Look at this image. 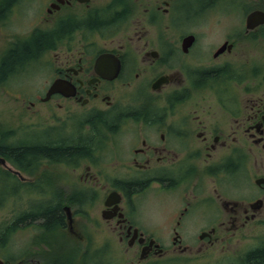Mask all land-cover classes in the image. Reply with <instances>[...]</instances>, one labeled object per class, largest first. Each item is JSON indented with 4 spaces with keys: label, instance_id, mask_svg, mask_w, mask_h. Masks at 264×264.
<instances>
[{
    "label": "flooded vegetation",
    "instance_id": "obj_1",
    "mask_svg": "<svg viewBox=\"0 0 264 264\" xmlns=\"http://www.w3.org/2000/svg\"><path fill=\"white\" fill-rule=\"evenodd\" d=\"M0 32V67L46 37L0 74L31 126L0 143L81 149L26 162L0 152L15 182L4 186L60 203L51 225H4L2 248L12 223L48 233L46 256L16 264H112L103 249L120 247L138 257L130 264L194 260L264 223V0H0Z\"/></svg>",
    "mask_w": 264,
    "mask_h": 264
},
{
    "label": "rangeland",
    "instance_id": "obj_2",
    "mask_svg": "<svg viewBox=\"0 0 264 264\" xmlns=\"http://www.w3.org/2000/svg\"><path fill=\"white\" fill-rule=\"evenodd\" d=\"M0 32V39H1ZM1 42V41H0ZM30 76V74L26 75ZM25 82V81H24ZM16 96L6 93L0 89V134L4 136L10 129L17 130L12 131V140H15V136L25 135V130L30 129V116L22 113V100L15 98ZM10 139V137L8 138ZM1 173V172H0ZM25 175H28L24 173ZM30 177V175H28ZM4 182L14 185L12 178L7 179L6 176L0 175V191L3 192L4 201L0 204V232L3 230L4 225L13 220L16 216L29 212L33 208H39L38 205L42 206L46 203L47 195L46 192H38L30 189L27 186H18L15 188H9L4 186ZM39 193L42 198H38ZM39 202V203H37ZM156 215V216H155ZM159 215L155 212L153 215L146 212L142 218L141 223L146 229H152L151 231L162 241L165 236H162L163 228L159 221ZM196 224L188 221L183 226L193 227ZM48 234V233H47ZM43 234L40 228L36 226V223L24 224L22 228L14 230L11 233L10 241L5 248L0 247V257L9 259L12 264H16L19 260L29 258L40 254L39 256H46L48 253V247L44 244V240H47L48 235ZM262 238L264 242V223L258 225L253 230L246 231L241 235L240 239L237 237L231 242L229 249L221 253L216 251L212 254L205 255L199 259H192L191 255L173 253L170 255H162L157 258L144 261L142 264H222L227 262L233 263H244V253L254 248L259 244L257 242V236ZM193 236L186 233L184 228L183 241H193ZM186 243V242H185ZM166 246L168 245L165 242ZM120 246V245H119ZM113 251L109 249H103V254L106 255V259L112 264H130L135 262L132 257V252L125 253L124 247ZM227 250V249H226ZM25 264H30L29 262Z\"/></svg>",
    "mask_w": 264,
    "mask_h": 264
},
{
    "label": "trees",
    "instance_id": "obj_3",
    "mask_svg": "<svg viewBox=\"0 0 264 264\" xmlns=\"http://www.w3.org/2000/svg\"><path fill=\"white\" fill-rule=\"evenodd\" d=\"M46 41L45 35L40 36V39H36L32 41L31 43H26L21 46L20 49L14 50L10 52L9 56H7L6 59L3 60L2 65L0 67V74H2L3 71H10L12 70L13 66L24 60L25 58L31 56L33 53L37 51V49L40 47L41 42ZM81 150V149H80ZM79 149H63V147H42V148H35L33 146H12V145H6L4 143H0V152L9 156L14 157L17 161L26 162L29 159H31L33 154H36V152L40 153H46L49 156H58L62 155L66 151H72V152H81ZM59 201L61 199H58ZM4 201L3 198V192L0 191V204ZM59 202L55 203V205H47V203H44V205L39 206V208H33L29 212H24L21 214L20 220H26L28 218H34L39 215L46 218L45 220V226L53 224V220L60 218V212L59 209ZM15 230V224H11L9 229L7 230L6 237L3 236L1 238L5 239L7 241L10 237V233ZM4 235V234H3ZM245 264H264V246L261 248H256L252 251H250L244 260Z\"/></svg>",
    "mask_w": 264,
    "mask_h": 264
},
{
    "label": "water",
    "instance_id": "obj_4",
    "mask_svg": "<svg viewBox=\"0 0 264 264\" xmlns=\"http://www.w3.org/2000/svg\"><path fill=\"white\" fill-rule=\"evenodd\" d=\"M4 161V159H3ZM0 264H5L4 260L0 259Z\"/></svg>",
    "mask_w": 264,
    "mask_h": 264
}]
</instances>
